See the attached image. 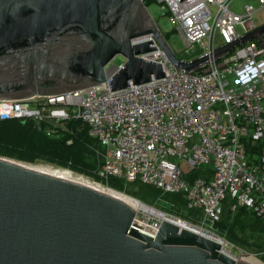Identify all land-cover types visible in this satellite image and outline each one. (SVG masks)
Returning a JSON list of instances; mask_svg holds the SVG:
<instances>
[{"label":"water","instance_id":"water-1","mask_svg":"<svg viewBox=\"0 0 264 264\" xmlns=\"http://www.w3.org/2000/svg\"><path fill=\"white\" fill-rule=\"evenodd\" d=\"M193 72L257 39L264 22L192 59L177 55L143 0H0V99L62 94L108 81L111 90L165 77L143 57L158 49ZM122 62L109 72L112 59ZM41 137H48L37 121ZM0 155V264H252L223 241L165 216L136 221L124 199ZM165 214L163 211H161Z\"/></svg>","mask_w":264,"mask_h":264},{"label":"built area","instance_id":"built-area-1","mask_svg":"<svg viewBox=\"0 0 264 264\" xmlns=\"http://www.w3.org/2000/svg\"><path fill=\"white\" fill-rule=\"evenodd\" d=\"M155 1L163 3L187 53L197 43L206 53L254 29L264 7V0H246L240 11L235 0ZM144 39L158 49L143 57L161 62L165 77L121 90H111L106 81L62 94L0 99V118L33 119L36 125L41 120L48 137L69 132L66 142L80 124L87 126L99 144L100 176L181 193L189 208L201 210L202 225L219 219L227 196L235 200L232 208L245 206L264 218L262 43L250 39L199 70L184 72L170 64L153 34L137 38ZM201 166H208L211 176L189 180L187 174ZM160 221L150 227L158 229Z\"/></svg>","mask_w":264,"mask_h":264},{"label":"trees","instance_id":"trees-1","mask_svg":"<svg viewBox=\"0 0 264 264\" xmlns=\"http://www.w3.org/2000/svg\"><path fill=\"white\" fill-rule=\"evenodd\" d=\"M145 3L149 6L157 2L146 0ZM173 31L174 29L164 32L167 39ZM78 127L72 133L71 142H49L39 135L33 119L0 118V155L27 163L43 161L66 168L146 202L163 195L172 206H175L170 208V211L180 214V206H182L189 211L188 214L180 215L183 219L193 223L200 221L201 210L189 208L181 193L166 192L139 180L127 182L116 176L107 178L100 176L97 173L100 160L95 151V147H99V144L89 135L87 126L80 124ZM196 176L210 177V168L201 166L187 174L189 180ZM128 183H138L141 186L138 190L130 189L127 187ZM234 203L235 200L230 196L225 198L220 217L211 224V228L216 234L224 236L236 246L254 252L264 259V218L245 206L232 208Z\"/></svg>","mask_w":264,"mask_h":264},{"label":"rangeland","instance_id":"rangeland-1","mask_svg":"<svg viewBox=\"0 0 264 264\" xmlns=\"http://www.w3.org/2000/svg\"><path fill=\"white\" fill-rule=\"evenodd\" d=\"M244 1L246 0H235L234 1V5L236 7V9L238 11L241 10V7L239 8V6L241 5V3H243ZM148 9L149 11L151 12V14L153 15L154 19L157 21L158 25L160 26V28L164 31V32H168V31H172L173 28H172V24L170 22V19L168 17V13L165 12V10L161 7L160 4L158 3H152L148 6ZM255 19L257 22L259 23H262L264 22V7H262L258 13L255 15ZM215 43L216 45L219 44L220 42V38L218 37V35L215 36ZM170 45L172 46V48L174 49V51L177 53V55L181 58H184V59H192L194 57H197L199 55H201L205 48L200 46L198 43L195 45V48L193 51H190L189 53L186 52V44L181 36V34L179 32H177L176 30L173 31V33L171 34L170 38L168 39ZM204 44H207V42H205ZM124 57L122 55H117L115 56L112 61L108 64L107 68L109 70V72H112L113 70L116 69V67L119 66L120 63L124 62ZM263 105H264V101H263ZM28 164H42V165H45V166H51V167H54V168H57V169H66V168H62V167H58V166H55L53 164H50V163H46V162H43V161H38V162H35V163H28ZM69 170V169H68ZM71 172V174L73 175H79V176H82L85 180H88L90 182H93V183H99L103 186H106V187H109L107 185H104L100 182H97L95 180H93L92 178L88 177V176H85L83 174H79V173H76L72 170H69ZM141 185L138 184V183H128L127 184V187H129L130 189H135V190H138L139 187ZM112 188V187H110ZM118 192H121V193H124V194H128L138 200H140L142 203H145L151 207H154L160 211H163L165 213V216L169 217V218H172V219H175V220H181V221H185L187 222V224L189 225H193L195 228L197 229H200V227H203L204 228V231L208 232V233H213V236L217 237L218 239H220L221 241L225 242L223 245L227 251L230 252L231 255L237 257V258H240V257H246L247 259H251L252 261L258 263V264H264V259L260 257V255L254 253V252H250V251H247V250H244L243 248L239 247V246H236L235 244L231 243L230 241H228L224 236L222 235H218L214 232V230L211 228V224L212 223H207V224H203L201 223V218H200V221L198 222H191L190 220H186V219H183L181 216L182 215H185V214H188L189 211H187V209H185L184 207L180 206V210H181V213L178 214L176 212H172L170 211L169 209L170 208H175V206H172L171 202L166 199L163 195L157 197V198H154L152 201L150 202H146V201H143L141 199H139L138 197H135L125 191H121V190H118V189H115V188H112ZM181 215V216H180ZM136 221L138 222H143L145 223V225H153V223L155 221L159 222L160 220V217L156 214H153V213H150L148 211H145V210H138L137 211V214H136Z\"/></svg>","mask_w":264,"mask_h":264},{"label":"bare ground","instance_id":"bare-ground-1","mask_svg":"<svg viewBox=\"0 0 264 264\" xmlns=\"http://www.w3.org/2000/svg\"><path fill=\"white\" fill-rule=\"evenodd\" d=\"M28 166H31V167H34L38 170H41V171H44V172H48L50 174H53V175H57V176H60V177H64V178H67V179H71V180H74V181H77V182H80V183H83V184H86V185H89V186H92L94 188H97V189H100L102 191H105V192H108V193H111V194H114L122 199H124L125 201H127L128 203H130L137 211L142 209V210H145V211H148L150 213H153V214H156L158 215L160 218H164L165 217V214H163L160 210L154 208V207H151L145 203H142L140 200L128 195V194H124V193H121V192H118L110 187H106V186H103L99 183H93V182H90L88 180H85L82 176H79V175H73L71 174V172L68 170V169H57V168H54V167H51V166H45V165H42V164H28L26 163ZM140 223H143V222H140ZM180 224H185L184 221H179ZM145 224V223H143ZM149 226V225H147ZM225 242H223V245ZM225 247L223 246V249ZM224 251L230 253L229 251H227L226 249H224ZM252 264H258L254 261H252L251 259H247L246 257H240Z\"/></svg>","mask_w":264,"mask_h":264}]
</instances>
